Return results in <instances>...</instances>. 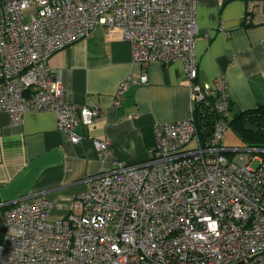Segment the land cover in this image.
Here are the masks:
<instances>
[{"label":"built area","instance_id":"1","mask_svg":"<svg viewBox=\"0 0 264 264\" xmlns=\"http://www.w3.org/2000/svg\"><path fill=\"white\" fill-rule=\"evenodd\" d=\"M197 2L0 0V111L13 120L53 112L69 141H82L77 126H92L101 108L66 102L49 61L98 27L108 40L128 41L142 68L182 62L192 100L188 120L154 126L148 158L117 161L88 178L66 217L50 220L44 198L13 203L4 214L0 264H264V149L247 147L256 154L248 162L228 155L238 149L223 143L232 102L226 81H198ZM256 13L245 11L243 24ZM133 83L148 84L147 73L133 71L121 82L115 106ZM210 99L221 118L202 139L195 111ZM93 144L102 153L111 146L99 138Z\"/></svg>","mask_w":264,"mask_h":264},{"label":"crops","instance_id":"2","mask_svg":"<svg viewBox=\"0 0 264 264\" xmlns=\"http://www.w3.org/2000/svg\"><path fill=\"white\" fill-rule=\"evenodd\" d=\"M254 7L258 13L246 26L243 14ZM263 10L264 0L197 2L198 81L223 78L234 111L264 104ZM49 63L61 76L66 102L98 105L101 113L92 126H77L83 139L74 144L53 112H27L15 121L0 111L1 227L5 211L22 199L44 198L51 203L50 220L66 217L73 199L88 190V178L117 161L145 160L155 145L156 124L191 117L184 64L155 61L142 68L133 62L131 44L119 36L108 40L101 27L56 52ZM142 70L148 84L133 83L115 106L121 82ZM96 138L111 142L106 153L95 148Z\"/></svg>","mask_w":264,"mask_h":264},{"label":"trees","instance_id":"3","mask_svg":"<svg viewBox=\"0 0 264 264\" xmlns=\"http://www.w3.org/2000/svg\"><path fill=\"white\" fill-rule=\"evenodd\" d=\"M215 100L200 103L196 108V124L202 139L212 135L215 124L221 118ZM224 119L247 147L264 149V104L253 109L234 111L231 102L228 115ZM259 155L264 157V152H260ZM0 239L2 240V235Z\"/></svg>","mask_w":264,"mask_h":264},{"label":"rangeland","instance_id":"4","mask_svg":"<svg viewBox=\"0 0 264 264\" xmlns=\"http://www.w3.org/2000/svg\"><path fill=\"white\" fill-rule=\"evenodd\" d=\"M31 10L25 12L26 19L28 18L29 11ZM227 134H229V138H227ZM224 146L234 147L238 149L233 154H231V156H229L232 157V159H236L237 157H240L248 162L253 156L256 155L255 153L246 150L247 148L246 144L230 127L226 130L224 134ZM257 164L258 162L255 161L254 163H252V167H256ZM2 233H3V226L1 227L0 225V236L2 235Z\"/></svg>","mask_w":264,"mask_h":264}]
</instances>
